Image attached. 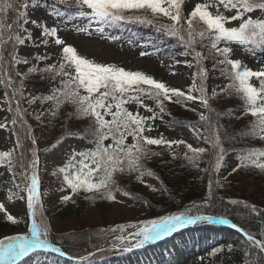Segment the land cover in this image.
Wrapping results in <instances>:
<instances>
[{"label":"snow or ice","instance_id":"1","mask_svg":"<svg viewBox=\"0 0 264 264\" xmlns=\"http://www.w3.org/2000/svg\"><path fill=\"white\" fill-rule=\"evenodd\" d=\"M185 4L186 0H52L51 6L54 9L63 6L64 11H57V16L70 15L74 30L89 37L99 34L110 42L121 41L125 30L131 31L130 26L135 25L151 27L162 37L171 38L176 46L182 47L181 55L192 57L191 61L184 60L183 63L196 69L187 91L169 86L142 70H126L114 63H99L79 54L73 45L60 38L59 25L48 26L46 22L31 18L29 10L48 7L49 0H0V88L4 90L0 111L6 113L0 121V129L15 138L10 149L0 150V168L11 175V183L16 189L10 192L9 199L16 196L24 200L22 193L26 191V214L31 217V224L25 233L0 238V264H18L21 259L40 253L68 256L76 264H95L96 252L72 256L49 240L51 228L40 203L38 140L28 122L29 116L39 123H43L45 118H49V123L61 119L62 127L70 121L87 122L76 136L87 141L88 146L79 151L71 150L66 162L62 166H54L51 173L58 179L62 177L61 192L65 191V187L71 189L69 195L60 197L62 203H75L73 197L81 192L92 194L84 195L85 200L120 203L116 193L132 196L121 186L123 178H134L140 183L145 182V177L159 180L147 164L153 158L162 157L163 153L153 150L152 146H165L171 150L173 145H183L186 148L183 159L187 166L208 174L207 195L200 204L193 202L192 207L170 215L101 229L96 237L107 247L97 244V251L127 253L171 236L188 225L229 223L224 216L200 214L202 207L214 204V189L224 187L221 180L214 179V174L223 166L227 151L225 142L235 139L221 123L224 118L235 115L233 110L219 111L213 105L221 94L238 97L243 102V115L254 118L241 135L264 141V66L254 71L240 59L231 58L233 44L241 46L245 53L252 56L264 54V15L256 18L252 15L256 12L264 14V0H205L196 3L187 13L184 11ZM233 11V15L225 14ZM162 18H166L167 22H163ZM76 21L82 22V26ZM233 22L238 24L228 26ZM29 24L34 30L26 27ZM115 32L120 34H112ZM49 38H54V44L61 46V54L55 64L46 63L50 59L46 54L36 55V62L33 63L29 59L31 54L21 51L22 47H47ZM128 42L136 43L131 38ZM151 46L159 51L157 43L153 42ZM140 54L144 56L148 53L142 51ZM41 61L45 62L44 67L39 66ZM206 61H211V69L206 66ZM18 66H26V71H20ZM214 71H218L229 83L219 91L212 88L209 92L208 80ZM35 76L50 82L48 94L25 95V82ZM252 78H256L258 85L250 82ZM145 100L153 101L154 107ZM37 102L43 109L39 112H30L24 107L25 103L31 107ZM190 102H198L203 110L191 108L198 120L186 126L207 147H194L182 139L169 140L162 134L158 138L145 134L153 130L157 119L172 117L168 104L187 108ZM133 104L136 111L129 110L128 105ZM141 108L150 115L141 114ZM169 123L174 126L184 122L172 117ZM68 135L73 134L69 132ZM62 142L58 141L51 147L54 149ZM205 155L209 157V166L200 168ZM176 158L173 155V160ZM239 160L233 172L252 169L264 174V148H246ZM160 184L159 189L151 184L147 187L154 193L162 192L170 196L163 181ZM228 202L242 205L249 215L264 216V209L245 201L230 199ZM143 204L151 207L146 199ZM0 212L5 213V223L16 226L21 222L7 213L3 203H0ZM231 226L234 229L238 227L235 223ZM240 230L246 237L243 242L245 264H264V228L258 234ZM227 251H234L232 244L227 245ZM223 252V247H217L210 255Z\"/></svg>","mask_w":264,"mask_h":264},{"label":"trees","instance_id":"2","mask_svg":"<svg viewBox=\"0 0 264 264\" xmlns=\"http://www.w3.org/2000/svg\"><path fill=\"white\" fill-rule=\"evenodd\" d=\"M51 4L52 0H49V6L42 8H44V12L49 16L54 25H59V22L63 19H66L68 22H70V15L57 16L56 14L57 11H64L63 6H58L54 9ZM30 10L33 11L34 9ZM261 15L264 14L260 13L259 16ZM80 23L82 25V22ZM130 28L131 31L125 30V32L132 33L133 31L147 29L150 30L153 36H156L155 38L165 41L161 45L164 48L170 49L172 47L176 49H182V47L175 45L174 40L171 38L162 37L160 33L155 32L151 27L146 28L132 25ZM233 46L238 45H231V47ZM238 47L244 51L241 46ZM256 55L262 56L264 54L257 53ZM30 60L33 63L36 62L34 57H31ZM57 61L58 59L54 61L49 59L46 63L55 64ZM205 64L209 69L210 66H212L211 61H206ZM44 65L45 62H39L40 67H44ZM135 70L141 69H132V71ZM192 70L193 72L196 71L195 68H192ZM20 71H26V66ZM144 72L153 76L151 73L146 71ZM38 78L39 76H35L28 81H35ZM223 79L224 83L222 85H219L218 83L215 85L213 83L216 86L214 87L213 85V88H216L217 91H219L221 87L229 83V81L224 77ZM157 80H161L166 82L169 86H172L166 79ZM41 81L46 84V89L44 92L39 93L38 95L48 94L50 82L46 80ZM250 82L258 85L257 80L252 79ZM208 87L210 92V89H212L211 79L208 80ZM3 91L4 90L0 88V94H2ZM145 103L154 107V103L151 100H145ZM195 104L197 103L190 102L187 108L176 104H168V108L172 113V117L184 123L170 126L169 122L171 121L172 117L165 116L163 120L157 119L154 122L153 130L150 133L146 132L145 134L157 138L162 134L169 140H181L180 133L183 130L192 131V129L186 126L187 123H193L198 120V116L190 110L191 108H195ZM242 104V100L236 96L225 97L223 94H221V97L218 98L213 105L219 111H225L227 109L233 110L235 115L233 117L224 118L221 123L227 128L229 135L234 136L235 139L225 142L224 147L227 149V151L224 154L225 158L223 161V166L218 173L214 174V179L220 180V174L223 168L226 167L230 170L229 174H227V182H224V187L214 189L216 197L214 204L211 207H202L200 209V214L224 216L232 223H235L240 229L242 228L244 231L258 234L261 229L264 228V216H256L255 214L249 215L248 210H246L242 205H232L228 202L230 199H239L249 204L255 205L257 208L264 209V174H261L259 170L252 169H238L236 172L232 171L234 168H237L238 164L240 163L239 157L243 150L249 147L264 148V141H261L259 138L241 135L247 130V126L254 119L250 115H243ZM36 106L40 108V110H43L39 102H37ZM128 107L130 111H136V106L134 104L128 105ZM140 112L143 115H150V113H147L142 108L140 109ZM61 115H63V113ZM235 116H242V118L236 119ZM28 122L33 125L32 127L34 130L36 129L35 127L39 126L37 121L31 116L28 117ZM86 123V121H70L65 127H62L61 119L52 120V122L49 123V118H45V121L41 125V129L47 136L54 137V141L58 142L64 140L65 138H73L80 142L82 149H84L88 146L87 141L77 138L76 133L78 130L82 129ZM69 132H71L73 135H68ZM130 139L131 138H129V140ZM152 147L153 150L161 151L163 153L162 157L153 158V160L147 164V167L154 171L155 175L159 177V180L155 179L154 177H145V182L140 183L134 178H123L120 181V184L123 188H125L126 191H129L132 194V196L129 197H142L143 200L146 199L150 201L151 207H147L148 212L146 215V217L149 219H155L159 215L173 214L183 210L185 207H192L193 202L200 204L207 195V184L209 179L208 174L202 173L197 169L187 166V162L183 159V153L186 151L183 145H173L171 150L167 149L165 146ZM204 147H207V145L204 144ZM173 155L177 156L175 160H173ZM208 159L209 157L205 155V164L202 165V163H200V168H206L209 166L207 163ZM58 180L61 184L62 177ZM151 180H154L157 183L156 188L158 189L161 187L160 181H163V185L168 189V192L171 193V195L169 196L167 193L162 192L154 193L151 190L147 191L148 182ZM65 190H68L71 193V189L65 187ZM145 191H147L146 194H142ZM119 194L120 193H116L117 196ZM84 195L92 194H85L81 192L80 195L73 197L75 203L72 201L60 203L53 211V216L57 219H64L69 216L81 214L83 211L85 212L89 209L100 208L111 203V201L100 199L85 200ZM0 203H2L1 193ZM4 221L5 219L0 218V236L1 233H4V231H8L9 227L25 229L27 225V221L25 219L16 226L11 225L10 223H5ZM191 232L192 233L190 234L192 236L195 235L198 238L197 244L199 243L201 247L211 250L217 247L224 248V252L221 253L222 256L220 260H213L214 264H245L246 257L244 255L243 242L246 240V238H244L240 233L222 227L218 224L208 223H202L201 225L194 227ZM96 233L98 232L90 229H74L63 234H55L50 232L49 240L56 246L62 247L63 250L67 251V253L72 256L87 254V252H96L95 261L99 259L108 261L111 260L113 264L120 262V260L115 257L114 251H106L103 253L97 251V244H100L101 246H103V244H107L98 240ZM186 235L187 234H185V236ZM229 244H232L234 248V251L231 253L227 251V245ZM57 264H76V261L61 258L60 262ZM182 264H210V262L203 255V253H199L194 257H189Z\"/></svg>","mask_w":264,"mask_h":264},{"label":"rangeland","instance_id":"3","mask_svg":"<svg viewBox=\"0 0 264 264\" xmlns=\"http://www.w3.org/2000/svg\"><path fill=\"white\" fill-rule=\"evenodd\" d=\"M205 0H186L184 6L185 13L190 12L196 3H203ZM215 11V9H210ZM30 11V16L32 19H36L39 22H46L48 26H51L52 20L44 12V8H36L33 11ZM223 11V9H221ZM226 15H233V12H226ZM253 15V18L259 16V12H256ZM163 22H167L166 18H162ZM61 22V23H60ZM60 31L58 35L60 38L64 39L67 44L73 45L78 53L84 55L88 59H92L99 63H114L117 66L124 67L126 70L131 69H141L148 73H151L156 79H166L168 83L172 86L179 87L182 90L187 91L188 87L192 83V68H188L183 61L192 60L191 56H183L180 53L183 51L181 48H170L166 49L159 43V39L153 36L150 30L141 29L140 31H133L132 33L124 32L123 38L121 41L110 42L107 39H103L99 34H94L91 37L77 33L73 28V23L68 22L66 19L60 21ZM76 23H80L77 21ZM238 22H233L228 26H236ZM82 26V25H81ZM30 30H34L32 25H27ZM38 33V30H35ZM135 33V35H133ZM114 35H119V32L112 33ZM129 38L136 43H129ZM157 43L159 51H156L151 45L152 43ZM146 46V47H145ZM233 55L232 59H240L244 64H246L252 70H260L264 66V59L262 56L256 55L252 56L244 51H242L238 46H233ZM23 53H30L29 59L35 57L36 55L46 54L50 55V60L54 61L59 59L61 54V46L54 44V38H49V45L47 47L41 45L39 48H33L31 46L26 48H21ZM146 51L148 54L141 56V52ZM180 61V63H176ZM25 66H18L19 70L23 69ZM212 66H210L211 69ZM175 73V74H173ZM211 85L218 83L222 85L224 83L223 77L218 71H214L210 76ZM256 80V78H252ZM25 95L33 94L38 95L46 89V84L41 81L40 78L33 81H26ZM214 83V84H213ZM214 85V87H216ZM211 90V89H210ZM195 94V93H194ZM0 100H3V93L0 94ZM195 108L197 111H202L199 103L196 102ZM24 107L29 108L30 112H39L41 111L35 105L29 107L27 103L24 104ZM6 115L5 112L0 111V121ZM9 118H10V114ZM45 121V119H44ZM38 127H35L34 135L38 140L39 148V171L38 175L40 177V203L43 205V214L46 221L49 223L51 228V233L63 234L70 232L74 229H90L95 232H99L101 229L115 227L120 224L127 223H139L144 220H149L147 215V206L143 204L142 197L139 199H133L129 196H123L119 194L117 199L120 200V203L111 202L100 208H94L86 210L83 213L69 216L64 219H57L53 216V211L56 206L61 203L60 197L63 195H69L68 191L65 190L61 192L59 189L61 184L56 176H53L51 173L54 169V166H62L70 153L71 150L75 149L77 151L82 150L80 142L76 141L73 138H65L62 140V143H59L54 149L51 147L57 141H54V137L47 136L44 131L41 129L43 123H39ZM33 126V125H32ZM180 138L185 140L187 143H191L195 146H204L202 141H198L195 138L193 132L188 130H183L180 133ZM14 137H11L9 132L0 129V150H8L13 146ZM30 143V142H29ZM186 149V148H185ZM202 165L205 162H201ZM230 170L226 167L223 168L220 174V180L222 183L227 182V174ZM0 193L2 198V203L5 205L7 213H10L17 217L18 220L27 221L28 216L26 209V191L22 193L25 197L24 200L19 199V197L14 196L12 199H9L10 192H15L16 189L11 183V175L8 174L4 169L0 168ZM226 178V180H225ZM151 184L154 187L157 186V183L154 180L148 182V185ZM147 191L150 189L147 187ZM142 194H146V192ZM170 215V214H168ZM0 218L5 219V213L0 212ZM28 227V226H27ZM28 228L18 229L9 227L8 231L1 233V238L5 235H13L17 233H25ZM132 231V229H128ZM197 237L194 236H181L177 242L171 241L164 245H159L156 247L150 248H139L138 252H135L136 249H133L131 252L124 253L120 252L124 258L122 263L126 264H182L189 257H194L199 253L209 260L210 264H214L213 260L218 261L221 258V253L211 256V249H206L201 247L199 243L197 244ZM215 243V242H214ZM104 247L107 245L103 244ZM40 255V254H39ZM49 264V258H45L44 255L38 257L37 255H32L30 257L31 264Z\"/></svg>","mask_w":264,"mask_h":264}]
</instances>
